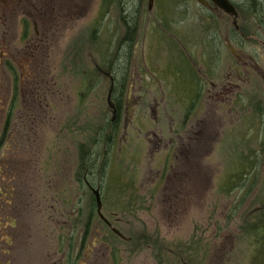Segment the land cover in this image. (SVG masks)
I'll list each match as a JSON object with an SVG mask.
<instances>
[{
  "label": "rangeland",
  "instance_id": "1",
  "mask_svg": "<svg viewBox=\"0 0 264 264\" xmlns=\"http://www.w3.org/2000/svg\"><path fill=\"white\" fill-rule=\"evenodd\" d=\"M246 1L234 25L196 0H0V263L63 264L81 239L79 264H264V0Z\"/></svg>",
  "mask_w": 264,
  "mask_h": 264
},
{
  "label": "trees",
  "instance_id": "2",
  "mask_svg": "<svg viewBox=\"0 0 264 264\" xmlns=\"http://www.w3.org/2000/svg\"><path fill=\"white\" fill-rule=\"evenodd\" d=\"M229 1L231 2V0H229ZM246 3H248L247 6H249V8H250L251 0H247ZM233 5L238 10V12L241 13L239 11V7L237 5H235V4H233ZM259 6L261 8H264V4H262V3H260ZM257 10H259V9H257ZM125 19H126L125 24H127V26H128V35L125 38L124 42L129 47V44L131 43V41H133L134 34H135L136 28H137V24L135 23V18H133V17H128V18H125ZM236 32L237 31H233V34L234 33L235 34L238 33V32L237 33ZM242 38H243V36L240 35V39H242ZM127 57H128V53L126 55V60H127ZM125 71H126V69H123V68L119 67L116 70L117 78H116V80H113V82H114V87L112 89L113 90V96H114L113 99L115 101H117V102L120 101L119 97L123 94L122 91L125 88V84H126ZM117 123H118V120H115L114 123L106 122L104 124V126L95 133L94 140H95V143L97 145V150H96L94 155H92V154L89 155V153H87V151L81 149V156H80V162H79V171H78L79 179L78 180L82 184L85 183V177L86 178L89 177L90 174H92V173H95V174H98V175H101V176L105 175V173L107 171L108 161H109L108 160V158H109L108 156H109V152H110V147L113 144H115V142H116V140L118 138V135H119V130H118V127H117V125H118ZM103 145H105L106 150H105V152H103V157L101 159V155L102 154H101L100 151L103 148ZM244 171H247V167H246L245 170H242V169H241V171L239 170V172L241 173L240 176L243 175L242 172H244ZM91 186L94 187V185H92V184H91ZM99 191H100V188H99ZM100 193H101V191H100ZM91 200H92L95 212H96L97 203H96V198H95L93 193L91 194ZM83 227L86 230L85 234L87 235L88 232H90V228H91V227L89 228V222L87 221V223ZM108 232L111 235L110 237L113 238L114 240H117V241L122 240L118 236H116L110 229H109ZM261 235H262L261 233L256 232L255 233V241H257V240H259L261 238V250L260 249L259 250L257 249V250L260 252V254H262L264 256V234L262 235V237H261ZM250 237H251V235H250ZM250 240H251V238H250ZM73 248H74V245L71 246V249H73ZM81 251H82V246L80 245L79 250H78L79 259L82 257V255H80ZM259 252H258V254H259ZM258 254H256V256H258ZM207 257H208V254H206L205 258H207ZM177 260L179 261V264H188V262H187L188 260H187L186 257H184L183 254H182V256L177 254ZM69 264H72V261H70Z\"/></svg>",
  "mask_w": 264,
  "mask_h": 264
},
{
  "label": "water",
  "instance_id": "3",
  "mask_svg": "<svg viewBox=\"0 0 264 264\" xmlns=\"http://www.w3.org/2000/svg\"><path fill=\"white\" fill-rule=\"evenodd\" d=\"M196 1L200 5H202L203 7H209V3L206 0H196ZM149 2H150V9H151L154 0H149ZM210 2H212V4H214L216 7L221 9L226 14L234 17L235 18L234 25H237L236 20L238 17V13H237L236 8L231 4V2L229 0H210ZM233 52L235 53V51H233ZM91 189H92V193L94 194V196L96 198L97 211H98V215L101 218V220L104 221L112 229L114 234H116L118 237H120L122 239H125L123 234L119 230L113 228L111 223L103 216V214H102V202H101L99 189H94V188H91Z\"/></svg>",
  "mask_w": 264,
  "mask_h": 264
},
{
  "label": "flooded vegetation",
  "instance_id": "4",
  "mask_svg": "<svg viewBox=\"0 0 264 264\" xmlns=\"http://www.w3.org/2000/svg\"><path fill=\"white\" fill-rule=\"evenodd\" d=\"M208 2H209V7H207L206 9H208V10H210L211 12H218V11H220V9L218 8V7H216V6H214L211 2H210V0H207ZM238 11V10H237ZM238 14H239V12H238ZM236 30H237V32L238 33H240L239 32V28H236ZM23 34L25 35L26 34V30L23 28ZM234 56H235V59H241V56H240V54L239 53H236V54H234ZM89 188H90V186H89ZM10 219V218H9ZM10 220H12V219H10ZM11 224H13V223H11ZM7 229V228H6ZM92 233V232H91ZM91 233H88L87 235L86 234H84V236L86 237V238H88V236L91 234ZM77 241H78V238L76 239ZM123 241H130V238H127V240H123ZM80 242H81V239H80V241H78L76 244H73L74 245V248L73 249H69V248H67L66 249V251H64V249H63V252H62V254H63V256H64V262H63V264H69V262L70 261H72L73 262V264H79V252H78V250H79V246H80ZM66 252H68V253H71V255H70V258L67 256V253ZM9 253L7 252L6 253V255H8ZM73 257V259H71ZM68 259H69V261H68ZM66 261H68V262H66ZM0 264H2V263H0Z\"/></svg>",
  "mask_w": 264,
  "mask_h": 264
}]
</instances>
